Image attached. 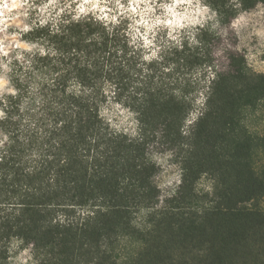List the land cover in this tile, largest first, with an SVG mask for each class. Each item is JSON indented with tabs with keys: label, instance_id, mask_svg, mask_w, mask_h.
<instances>
[{
	"label": "trees",
	"instance_id": "16d2710c",
	"mask_svg": "<svg viewBox=\"0 0 264 264\" xmlns=\"http://www.w3.org/2000/svg\"><path fill=\"white\" fill-rule=\"evenodd\" d=\"M214 3L231 14L227 0ZM95 31L73 25L51 38L58 55L36 57L52 80L39 105L35 97L24 105L26 90L0 96V239L35 241L41 264H264V134H250L245 121L249 112L264 114V74L243 56L223 53L222 61L217 38L204 32L202 47L170 59L215 60L231 75L185 127L190 105L172 94L171 77L155 62L138 67L118 36L89 40ZM69 80L94 92L66 94ZM103 80L139 114V136L113 134L99 120ZM161 147L183 179L163 200L152 159ZM202 177L211 192L194 190Z\"/></svg>",
	"mask_w": 264,
	"mask_h": 264
},
{
	"label": "clouds",
	"instance_id": "9594fccd",
	"mask_svg": "<svg viewBox=\"0 0 264 264\" xmlns=\"http://www.w3.org/2000/svg\"><path fill=\"white\" fill-rule=\"evenodd\" d=\"M224 7L231 12L226 18L214 0H0V96L16 97L26 90L24 105L33 97L39 105L40 88L52 80L46 70L36 66V57L58 55L51 38L86 23L96 29L89 40L102 39L104 34L118 36L129 54L137 55L138 67L148 71L147 65L155 62L166 80L171 77L172 94L190 105L184 126H191L203 115L201 109L213 86L231 75V69L225 71L215 60L188 66L182 57L170 59L186 47L193 51L202 47L204 32L217 38L215 50L231 58L243 56L247 68L264 74V0H255L252 7L246 6L245 0H227ZM97 87L95 103L102 124L113 134L130 139L139 136V114L117 99L109 81L103 80ZM65 92L80 96L94 89L69 80ZM3 115L0 112V117ZM171 155L152 157L163 170L156 183L163 194L161 200L175 196L183 183L182 172L169 163ZM201 186L212 190L210 184L200 183L194 190L199 192ZM12 207L16 205L8 210ZM42 260L35 241L15 233L0 239V264H41Z\"/></svg>",
	"mask_w": 264,
	"mask_h": 264
},
{
	"label": "rangeland",
	"instance_id": "374dc122",
	"mask_svg": "<svg viewBox=\"0 0 264 264\" xmlns=\"http://www.w3.org/2000/svg\"><path fill=\"white\" fill-rule=\"evenodd\" d=\"M246 51V49H244ZM223 52L217 51V57H219L222 61H225L224 56H222ZM252 70V69H251ZM245 121L247 123L248 128L250 131L257 133V134H262L264 133V114H262L259 110L249 112L248 115H245ZM171 153V157L169 159V163L171 165H175V167L179 170V167L177 165L176 158L174 157V154L170 149H164V148H156L152 151V157L154 155H159V154H166V153ZM163 171L160 167L158 168V172L155 176V181L157 182V179L159 178V173ZM202 185L210 184L209 179L206 177H202L199 182ZM198 185V184H197ZM200 190H205L204 187L201 186Z\"/></svg>",
	"mask_w": 264,
	"mask_h": 264
}]
</instances>
